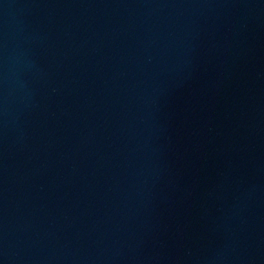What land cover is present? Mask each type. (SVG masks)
<instances>
[{
    "label": "water",
    "instance_id": "1",
    "mask_svg": "<svg viewBox=\"0 0 264 264\" xmlns=\"http://www.w3.org/2000/svg\"><path fill=\"white\" fill-rule=\"evenodd\" d=\"M0 264H264V0H0Z\"/></svg>",
    "mask_w": 264,
    "mask_h": 264
}]
</instances>
